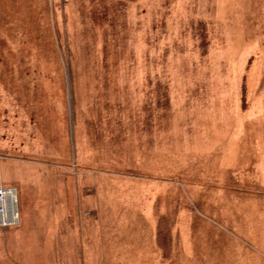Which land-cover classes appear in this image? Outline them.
Returning <instances> with one entry per match:
<instances>
[{
	"label": "rangeland",
	"instance_id": "rangeland-1",
	"mask_svg": "<svg viewBox=\"0 0 264 264\" xmlns=\"http://www.w3.org/2000/svg\"><path fill=\"white\" fill-rule=\"evenodd\" d=\"M254 98L264 0H0V264H264Z\"/></svg>",
	"mask_w": 264,
	"mask_h": 264
},
{
	"label": "crops",
	"instance_id": "crops-1",
	"mask_svg": "<svg viewBox=\"0 0 264 264\" xmlns=\"http://www.w3.org/2000/svg\"><path fill=\"white\" fill-rule=\"evenodd\" d=\"M251 104V107L243 114L244 121L242 122V124H237L235 129L232 128V133L229 134L230 138L232 139L231 146L227 149L228 153H231L232 159L234 158V156H236V159L238 158L240 160V150L241 148H244L243 152L241 151L243 156H253L256 160L260 161L263 164V166L259 168V177L264 179V134L262 135L260 133V129L262 128V126L257 124V121H264V98H254ZM257 117L259 118V120L257 119ZM253 120L257 121L253 122ZM228 153L226 155H228ZM246 160L248 161V159ZM1 183L5 184L3 182ZM36 216L39 215L32 207L31 211L23 214L21 224L23 222V225L27 226L30 220H35L34 218Z\"/></svg>",
	"mask_w": 264,
	"mask_h": 264
},
{
	"label": "built area",
	"instance_id": "built-area-1",
	"mask_svg": "<svg viewBox=\"0 0 264 264\" xmlns=\"http://www.w3.org/2000/svg\"><path fill=\"white\" fill-rule=\"evenodd\" d=\"M18 190L13 186L0 184V229L20 226Z\"/></svg>",
	"mask_w": 264,
	"mask_h": 264
}]
</instances>
